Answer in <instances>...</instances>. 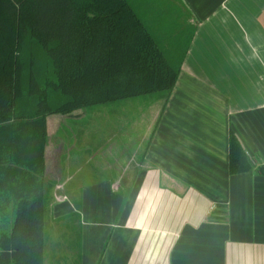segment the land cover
<instances>
[{"label":"crops","instance_id":"0c3cea01","mask_svg":"<svg viewBox=\"0 0 264 264\" xmlns=\"http://www.w3.org/2000/svg\"><path fill=\"white\" fill-rule=\"evenodd\" d=\"M182 1L170 39L177 45L195 30L131 179L117 180L107 161L106 176H92L103 172L98 150L78 147L86 135L67 138L60 123L52 133L48 117L45 244L57 237L48 242L49 225L75 224L69 264H264V0ZM231 131L252 170L230 173ZM54 256L46 247L44 264Z\"/></svg>","mask_w":264,"mask_h":264},{"label":"trees","instance_id":"16d2710c","mask_svg":"<svg viewBox=\"0 0 264 264\" xmlns=\"http://www.w3.org/2000/svg\"><path fill=\"white\" fill-rule=\"evenodd\" d=\"M162 4L0 0V264L45 261L49 116L158 90L169 97L195 29L174 44L165 28L177 9ZM252 168L231 131L230 173Z\"/></svg>","mask_w":264,"mask_h":264},{"label":"rangeland","instance_id":"374dc122","mask_svg":"<svg viewBox=\"0 0 264 264\" xmlns=\"http://www.w3.org/2000/svg\"><path fill=\"white\" fill-rule=\"evenodd\" d=\"M163 2L166 6L169 5V8L175 6L177 9V12L174 14V21L176 22V24L173 25L174 21H171L172 25L165 28L166 32H175L178 29L176 27L179 21H177L176 18L177 13L180 12V9L178 7H180L181 4H174L171 2V0H163ZM164 4H162V6ZM181 26L182 25L180 22V27ZM171 41L176 42L172 39ZM155 92L144 94L139 98L135 97L122 99L105 105L98 104L89 106L85 109L73 110V114H70V116H68V114L62 113L54 114L51 116V124L53 129L52 133H57L56 129L58 127H56V124L60 123L62 125L61 132H65L67 134V138L69 137V135L75 134L78 131L81 134L86 135L84 136L86 138L79 141L78 147L86 148L89 150V152L98 150L100 154L99 158L97 159L99 164L97 168L103 171L102 174H100V172H97L96 174H91L92 176H95L97 178L102 176L105 177L106 171L102 167L107 161L113 164V174L117 178V180H119L118 175H122L123 178L126 179H131L134 175V169L142 157V153L147 144L148 137L151 134L153 127L155 126L159 113L166 100V91L159 90V92ZM153 97L155 98V100L152 101L150 110L143 111L142 109L145 106V101ZM145 119H147L146 123ZM64 122L67 123L62 124ZM131 122H133L132 126L135 124L134 128H132V126L130 127ZM141 122L142 124H140ZM139 125L141 126L139 127ZM60 134L58 136H60ZM57 140L58 139L56 137H53L50 146L51 162L49 172L51 178L55 177L52 169L55 162L54 159H56L54 158L56 153L54 149L55 147H57ZM72 140V144H74L76 141L75 139ZM113 148V157H111L110 150ZM125 151V158L120 157L121 154ZM101 154L104 156L102 157ZM80 164L84 166L82 170H87L89 166L91 167V164L88 163L87 165L84 163ZM69 175L74 176L72 174ZM77 176H80V174H77ZM68 224L72 225L67 226ZM76 231L77 226L71 222L69 223L66 221H56L55 223L49 225L47 237H49V235L54 236L55 234L57 236L56 239L52 240V242L55 241V243H53L51 246H46L48 250L49 247H52L53 251H55L54 259H51L52 264H69L66 259L67 256H69V253H71V256L73 257L70 258V260L73 262L76 260V257L74 255V252H77L78 250V245H76L78 241L74 236ZM50 241L51 238L49 237L48 242L50 243ZM66 249L69 250L68 253H66ZM59 256L66 257L64 259H60ZM47 260L49 261V257L47 258Z\"/></svg>","mask_w":264,"mask_h":264}]
</instances>
